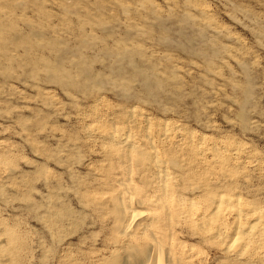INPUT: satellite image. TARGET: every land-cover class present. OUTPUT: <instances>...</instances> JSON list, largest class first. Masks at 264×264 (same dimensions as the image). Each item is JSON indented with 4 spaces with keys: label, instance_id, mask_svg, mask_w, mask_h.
I'll use <instances>...</instances> for the list:
<instances>
[{
    "label": "rangeland",
    "instance_id": "obj_1",
    "mask_svg": "<svg viewBox=\"0 0 264 264\" xmlns=\"http://www.w3.org/2000/svg\"><path fill=\"white\" fill-rule=\"evenodd\" d=\"M152 246L264 264V0H0V264Z\"/></svg>",
    "mask_w": 264,
    "mask_h": 264
},
{
    "label": "bare ground",
    "instance_id": "obj_2",
    "mask_svg": "<svg viewBox=\"0 0 264 264\" xmlns=\"http://www.w3.org/2000/svg\"><path fill=\"white\" fill-rule=\"evenodd\" d=\"M123 140V139H122ZM130 140L128 139V138H125L124 140H123V143L124 144H129L130 142H129ZM154 164H155V166L158 168V170H159V172L161 173V174H163V171L162 170H160V166L157 164V162L155 161L154 162ZM157 164V165H156ZM160 174V179H162V181H163V179L165 178L163 175H161ZM221 204H223V201H220L219 202V206H218V208L216 209V213L215 214H217L218 212H219V210H220V208H221ZM221 211V210H220ZM214 215V214H213ZM215 216V215H214ZM213 217V216H212ZM238 218V217H237ZM212 219V218H211ZM220 226V225H219ZM218 226V227H219ZM222 226V225H221ZM219 228H221V227H219ZM218 232H219V230H218ZM240 235V234H239ZM245 239H244V237H242L241 235L240 236H238L237 238H235V240H234V242L235 243H237V244H240V245H243V244H245ZM234 244V243H233ZM152 258L151 259H149L148 260V264H162V262H161V252H159L158 251V249H157V247H155V246H152ZM165 264V263H164Z\"/></svg>",
    "mask_w": 264,
    "mask_h": 264
}]
</instances>
